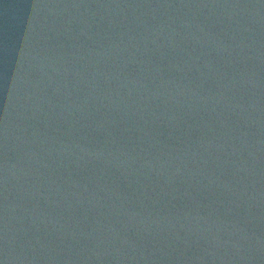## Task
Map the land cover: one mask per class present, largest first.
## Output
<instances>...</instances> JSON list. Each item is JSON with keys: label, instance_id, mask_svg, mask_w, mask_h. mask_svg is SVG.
<instances>
[{"label": "water", "instance_id": "obj_1", "mask_svg": "<svg viewBox=\"0 0 264 264\" xmlns=\"http://www.w3.org/2000/svg\"><path fill=\"white\" fill-rule=\"evenodd\" d=\"M0 264H264V0H0Z\"/></svg>", "mask_w": 264, "mask_h": 264}]
</instances>
